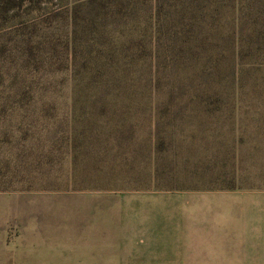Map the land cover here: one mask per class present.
I'll list each match as a JSON object with an SVG mask.
<instances>
[{"label": "rangeland", "instance_id": "rangeland-1", "mask_svg": "<svg viewBox=\"0 0 264 264\" xmlns=\"http://www.w3.org/2000/svg\"><path fill=\"white\" fill-rule=\"evenodd\" d=\"M252 2L23 0L0 17V264L85 243L136 264L149 232L169 243L146 225L179 219L155 197L172 184L171 124L218 126L219 189L249 193L256 227L240 248L264 255V2ZM136 144L150 163L131 158Z\"/></svg>", "mask_w": 264, "mask_h": 264}, {"label": "crops", "instance_id": "crops-1", "mask_svg": "<svg viewBox=\"0 0 264 264\" xmlns=\"http://www.w3.org/2000/svg\"><path fill=\"white\" fill-rule=\"evenodd\" d=\"M154 126L148 132L154 133ZM163 129L170 139L165 140L164 136L162 156L165 164L162 175L167 180V174H171L172 184L163 186V194L157 191L155 197L158 198L157 203L168 205L179 219L146 225L148 229H168L163 232L165 236L160 238L169 243L162 244L161 239L154 237L159 231L149 232L147 236L154 247H150L146 255H133L130 261L141 260L136 264H264V255L256 258L246 255L240 248L246 243L245 239L251 237L246 230L256 228L243 221L246 210L251 208L250 198L247 197L249 193L219 189L217 160L219 150L225 144L220 141L218 126L171 124L164 125ZM109 130L118 132L116 128ZM141 146L136 144L131 158L143 157L150 163L149 159L153 157ZM169 159H172L170 164L173 165L170 170L167 165ZM175 165H178L177 176ZM151 171L154 172L153 169ZM205 239L210 240L206 242ZM204 243L213 246L211 253L202 252ZM159 244L164 247L158 248ZM83 245L88 247L82 254L34 255L21 253L19 251L22 249H18L4 256L6 264H108V259L100 252L101 248L98 252H92L95 251L90 247L92 244ZM157 250L162 252L158 253Z\"/></svg>", "mask_w": 264, "mask_h": 264}, {"label": "trees", "instance_id": "trees-1", "mask_svg": "<svg viewBox=\"0 0 264 264\" xmlns=\"http://www.w3.org/2000/svg\"><path fill=\"white\" fill-rule=\"evenodd\" d=\"M22 1L23 0H6V1L0 0V17L3 18V17H5L6 13L9 10H11L15 7H20ZM252 1H253L252 3L255 4L254 0H252ZM260 1L264 2V0H260ZM238 3H239V1H238ZM252 3L248 4V6H250V8H252V6H254ZM260 8H262V9H260ZM260 8H257L256 11L260 14H264V4ZM214 12L216 15H218V9L217 8L214 10Z\"/></svg>", "mask_w": 264, "mask_h": 264}]
</instances>
